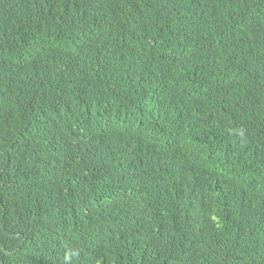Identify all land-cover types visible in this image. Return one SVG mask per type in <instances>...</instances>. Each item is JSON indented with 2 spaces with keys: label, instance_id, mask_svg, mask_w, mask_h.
<instances>
[{
  "label": "trees",
  "instance_id": "1",
  "mask_svg": "<svg viewBox=\"0 0 264 264\" xmlns=\"http://www.w3.org/2000/svg\"><path fill=\"white\" fill-rule=\"evenodd\" d=\"M0 264H264V0H0Z\"/></svg>",
  "mask_w": 264,
  "mask_h": 264
}]
</instances>
